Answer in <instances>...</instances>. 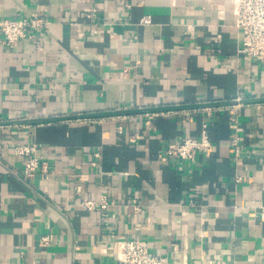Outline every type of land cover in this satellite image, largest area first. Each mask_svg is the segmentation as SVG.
I'll return each instance as SVG.
<instances>
[{"label":"crops","instance_id":"obj_1","mask_svg":"<svg viewBox=\"0 0 264 264\" xmlns=\"http://www.w3.org/2000/svg\"><path fill=\"white\" fill-rule=\"evenodd\" d=\"M38 12L36 40L0 32V264H117L134 234L178 264H264V62L238 55L232 6L0 0V19ZM204 125L209 152L168 155Z\"/></svg>","mask_w":264,"mask_h":264},{"label":"built area","instance_id":"obj_2","mask_svg":"<svg viewBox=\"0 0 264 264\" xmlns=\"http://www.w3.org/2000/svg\"><path fill=\"white\" fill-rule=\"evenodd\" d=\"M175 1V0H173ZM196 1V0H188ZM232 6L235 16V25L240 31L242 47L238 52L240 57L249 60L264 62V0H223ZM96 16L95 12L89 17ZM144 24L150 23L149 18L142 20ZM50 22L38 12L32 16L19 20L0 19V32L8 46H17L23 40H36L44 33ZM122 131V130H121ZM236 154L240 147L235 142ZM212 149V140L208 126L204 125L200 138L184 139L168 150V155L184 161H194L200 152H209ZM17 156L25 159V175L34 177L41 168V160L36 144L17 145L14 147ZM95 165V164H94ZM241 179L238 178L237 182ZM78 206L88 211L107 212L114 206L108 195H102L98 200H93L82 195L81 191ZM135 212L141 208L135 206ZM45 242L49 238L44 239ZM108 251L115 257L117 264H178L172 262L167 256L154 253L150 250L149 242L139 238L136 234L125 240L119 241L116 246L109 247Z\"/></svg>","mask_w":264,"mask_h":264}]
</instances>
